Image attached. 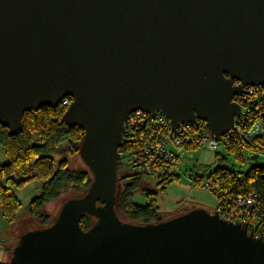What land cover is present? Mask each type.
Listing matches in <instances>:
<instances>
[{
  "label": "water",
  "instance_id": "1",
  "mask_svg": "<svg viewBox=\"0 0 264 264\" xmlns=\"http://www.w3.org/2000/svg\"><path fill=\"white\" fill-rule=\"evenodd\" d=\"M248 86H264V0H0V124L16 133L26 114L71 98L64 122L83 130L93 177L51 226L20 238L11 264H264V238L218 212L147 225L118 214L133 113H160L174 131L202 121L219 141ZM83 216L96 219L87 231Z\"/></svg>",
  "mask_w": 264,
  "mask_h": 264
},
{
  "label": "trees",
  "instance_id": "2",
  "mask_svg": "<svg viewBox=\"0 0 264 264\" xmlns=\"http://www.w3.org/2000/svg\"><path fill=\"white\" fill-rule=\"evenodd\" d=\"M66 99L72 102L71 98ZM67 109L68 107H63L61 104L57 109L43 107L38 112L28 113L25 115L22 128L16 133H12L0 124V148L8 158V163L0 166V213L7 223L14 224L21 210L22 204L16 191L31 183H40L42 189L40 195L31 202L29 213L32 218L39 219L40 224L45 228L52 225L51 218L44 211L46 204L57 201L70 188L76 189L78 196L75 198L84 196L91 188L93 177L90 172L73 171L69 169L66 161L57 163L54 159L58 147L65 142H69L72 149L79 153L84 135L82 129L71 128L64 122ZM252 111V114L257 116L262 123L260 133L252 138L234 135L227 143V149L241 158L243 164V159L247 155V159L253 161V157L257 156L259 159L264 154V106L256 105ZM244 145L247 150L242 149ZM136 146L138 148V145L126 139L120 149L122 158H127L130 150ZM217 161L225 164L218 156ZM129 177L130 182L125 184L122 191L119 190L121 183L118 184V214L120 217L126 219L127 222L141 225L165 221L161 219L154 194L147 195L148 201L145 206L137 205L133 201L137 188L136 181L139 177L128 175L123 180L126 179L127 182ZM210 180L220 191L215 194L219 205H224L228 209L234 206L236 199L253 195L256 201L254 212L264 220V167L256 166L247 172L220 167L210 177ZM167 183L168 181L164 184ZM95 223L94 217L83 216L81 218V227L85 231L93 227ZM3 248L0 247V251ZM0 264L3 263L0 262Z\"/></svg>",
  "mask_w": 264,
  "mask_h": 264
},
{
  "label": "rangeland",
  "instance_id": "3",
  "mask_svg": "<svg viewBox=\"0 0 264 264\" xmlns=\"http://www.w3.org/2000/svg\"><path fill=\"white\" fill-rule=\"evenodd\" d=\"M217 156L225 164L218 162ZM247 156L243 159V164L241 158L235 153H231L224 144H220L216 150L208 147L197 150L185 149L181 161L182 165L179 169V177H176L175 180L162 179L150 174L148 175L146 172L139 174L135 170H132L134 168L129 162V165H125L129 169L127 171L128 175H138L139 177L136 181L137 188L134 192L133 201L137 205L145 206L148 201L147 195L149 193L154 194L157 199L161 219L164 220L198 208H205L213 213L217 211L219 205L218 197L212 191L203 188V186L220 167L238 172H247L256 166L264 167V154L259 157L256 163L248 160ZM54 159L57 163L66 161L69 169L73 171L90 172L79 153L72 149L69 142H65L58 147ZM6 163H8V158L0 148V166ZM187 168L189 171H186ZM127 179V182L125 181L126 179L122 180L119 188L120 191H122L125 184L130 182V177ZM167 181L168 183L164 184ZM38 184V182H34V184H29L17 191V197L22 204L17 221L14 224H9L5 221L8 225L3 229L0 225V238L4 241L0 245L2 248L6 246L7 253H11V255L24 234L45 228L40 224L39 219L32 218L29 213L31 202L41 193V188L38 187ZM75 190V188H70L57 201L46 204L44 211L51 218L52 222L59 216L63 205L70 199L78 196ZM121 219L127 222L126 219ZM3 250L6 253L4 248ZM3 264H11V262L9 259L4 258Z\"/></svg>",
  "mask_w": 264,
  "mask_h": 264
},
{
  "label": "built area",
  "instance_id": "4",
  "mask_svg": "<svg viewBox=\"0 0 264 264\" xmlns=\"http://www.w3.org/2000/svg\"><path fill=\"white\" fill-rule=\"evenodd\" d=\"M235 101L242 105L243 114L236 118L234 129L219 141L212 138L206 123L202 121L198 124L181 125L174 131L171 122L160 113L148 114L141 111L133 113L124 124V142L130 139L138 148L136 146L130 150L123 162L125 165H129L130 162L134 168L132 170L139 174L146 172L148 175L174 180L179 175L185 149L197 150L208 147L216 150L220 144L228 147L227 143L231 136L239 134L241 137L252 138L262 130V123L252 114V110L256 105L264 106V86L245 87L243 95L237 96ZM70 104L71 102L65 99L62 106L69 107ZM242 149L247 150L246 145ZM203 188L214 194L220 192L210 179ZM233 204L234 206L228 209L224 205H218L215 212L225 220L248 226L258 237L264 238V220L254 212L255 196L236 199Z\"/></svg>",
  "mask_w": 264,
  "mask_h": 264
},
{
  "label": "crops",
  "instance_id": "5",
  "mask_svg": "<svg viewBox=\"0 0 264 264\" xmlns=\"http://www.w3.org/2000/svg\"><path fill=\"white\" fill-rule=\"evenodd\" d=\"M32 184H34V183H32ZM32 184H30V185H32ZM37 185V184H36ZM38 187H40L41 189H42V185L39 183L38 184ZM16 193H17V191H16ZM17 195V194H16ZM0 225H1V228L3 229L5 226H7L8 224L5 222V220H4V218L2 217V214L0 213ZM0 232H1V230H0ZM4 243V241H3V239H1L0 238V244H3ZM1 246V245H0ZM4 246V245H3ZM5 250H6V253H5V256H4V258L5 259H9L10 258V255H11V253H7L8 251H7V247L5 246ZM8 254V255H7Z\"/></svg>",
  "mask_w": 264,
  "mask_h": 264
},
{
  "label": "flooded vegetation",
  "instance_id": "6",
  "mask_svg": "<svg viewBox=\"0 0 264 264\" xmlns=\"http://www.w3.org/2000/svg\"><path fill=\"white\" fill-rule=\"evenodd\" d=\"M124 160H123V158H122V162H123ZM129 169L125 166V162H123V165H121L120 167H119V176H120V178H122V180L124 179V178H126V176H128V173H127V171H128ZM122 182V181H121ZM120 182V183H121Z\"/></svg>",
  "mask_w": 264,
  "mask_h": 264
}]
</instances>
